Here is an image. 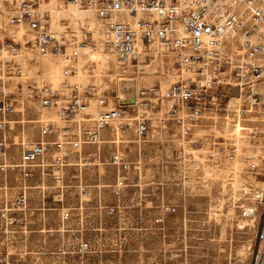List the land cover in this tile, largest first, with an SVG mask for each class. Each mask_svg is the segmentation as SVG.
I'll return each mask as SVG.
<instances>
[{"label":"built area","instance_id":"obj_1","mask_svg":"<svg viewBox=\"0 0 264 264\" xmlns=\"http://www.w3.org/2000/svg\"><path fill=\"white\" fill-rule=\"evenodd\" d=\"M50 2L0 0V129L37 123L36 136L17 142L15 161H6L10 144L0 143V171H15L18 180L15 200L1 215L19 221L12 214L25 213L36 197L32 211H39L40 225H47L45 211H55L56 235L73 243L77 257L112 235L119 255L138 251L134 264H190L186 229L169 240L165 234L164 214L174 207L163 196L152 204L151 178L167 166L147 148L162 140L158 131L170 130L178 134L183 185L215 178L229 184L228 210L256 223L254 260L264 254V0H55L89 13L74 23L62 18L58 28ZM97 52L113 56L111 79L69 80L95 68L86 62ZM48 58L60 63L58 83L18 80L31 61ZM141 63L160 70L138 86ZM127 77L137 86L132 95ZM162 77L173 79L162 87ZM31 106L38 115L28 120ZM131 126L135 160L119 148ZM150 163L161 166L154 171ZM103 166L110 169L107 197L92 205V172L100 176ZM129 187L136 197L125 201ZM68 197L74 203L65 205ZM49 198L57 206H43ZM130 208L155 209L153 225H103ZM151 237L158 243L147 245L140 260V238ZM178 240L180 248L170 243Z\"/></svg>","mask_w":264,"mask_h":264},{"label":"rangeland","instance_id":"obj_2","mask_svg":"<svg viewBox=\"0 0 264 264\" xmlns=\"http://www.w3.org/2000/svg\"><path fill=\"white\" fill-rule=\"evenodd\" d=\"M50 6L48 4L47 7L50 9ZM2 7L3 5L0 3V8ZM67 15L61 17V19L68 18L72 14ZM42 60L45 59L31 61L23 77L18 80H26L29 83L36 81L38 84L40 81L44 83H53L55 81L58 83L63 78L58 60L51 58L54 66H59L58 69L56 68L58 70H56L58 73L57 76L55 75L58 78L56 80L46 77V74L44 76L40 66ZM91 63L92 59L86 62L87 65L94 66ZM145 64L141 63L142 66ZM96 65L95 68L86 71L85 69H80L79 72L84 71L85 75H81L87 81L94 82L95 79L100 77L103 81L107 82L111 79V75H114H109L110 71H112L110 66L101 67V64ZM141 65L140 73L135 75L138 86L144 85L156 78V74H152L150 68L155 67L158 71L160 70L157 63L149 64V68L142 67ZM49 79L52 81H49ZM75 79L77 77H69V80ZM128 79L130 80H127L125 84L128 83L130 85L127 84V87L133 86L132 89L130 88L131 91H128V94L132 95L133 88L137 86L135 83L132 84L134 78L128 77ZM168 80L170 81L171 79L162 77L161 86L165 87L169 82ZM96 85L99 84L96 83ZM110 86L116 87L114 84H110ZM37 115L36 108L31 106L27 115L28 120L37 118ZM17 118L19 117L16 116L15 119ZM22 126H24V133H21ZM158 132H160L158 133V138L162 140L155 148L147 149L151 156L157 153L161 157L159 163L167 166L166 168H159L150 181L151 188L155 194L152 204H158L161 196H163L164 202L174 207L172 212L164 214L163 225H165L166 230L169 229L165 233L169 235L167 240L172 239V235L176 233L181 235L184 229H186V232L190 236L187 244L191 246L190 250L193 254L188 258L190 264H264V254L254 260V253L257 248L255 239L257 231L256 223L252 225L245 221H240L236 218V212L231 213L228 210L230 185H226V183L215 178L209 183L192 182L191 187L184 186L181 180L184 170L175 163L178 161L177 157L182 155V152L179 154V151L175 149L178 134L170 130ZM23 134L25 138L36 136L37 123L29 121L21 124L18 122L10 126L7 125L5 130L0 129V143L5 142L10 144L9 148L5 151L7 162H13L18 158L20 147L17 142L20 141ZM122 135L128 142L119 144V148H126L129 151L130 157L135 160L137 156V142L135 141L133 127L131 126L126 129L122 132ZM138 143L140 144V142ZM108 148L114 149V144H111ZM156 159L158 157L154 161ZM2 160L3 155L0 153V163H2ZM160 166V164H149V167L154 169V171ZM102 169L104 173L101 172ZM102 169H99L100 176H98L96 169L92 172L95 175L91 177V183L94 185L90 191L92 205H98V199H102L103 196L104 198L107 197L108 188L106 184L111 182L107 171L110 169L104 166ZM16 177L15 171H7L6 173L0 171V264H134L138 251H127L119 255L120 241L112 235H104L100 241H93L91 243L93 252L89 256L80 258L74 255L72 252L73 243L66 240L62 241L56 235L58 226L55 225V211H45L44 217L47 225H40L41 216L39 211L34 209L32 211V207L34 208V205L40 200L36 197L30 199L31 203L29 207H26L25 213L12 214V217L20 218L19 221L9 223V219H5L1 215V210L6 204L10 206L15 200V190L18 183ZM96 185L101 187L99 188L100 193H98ZM134 191L135 189L131 187L127 189L125 201L136 197ZM44 202L45 205L43 206L47 207L57 204L52 202L50 198L45 199ZM65 202H67L65 205L74 203L72 197L65 199ZM139 210L140 208L124 209V213L121 215L104 218L103 225H153L152 218L157 213L156 210L153 208H149L143 212ZM154 238L151 237L150 240L146 241H142V238H140V260L143 250L147 245H157L158 241ZM170 243H173L176 248L181 247L179 240Z\"/></svg>","mask_w":264,"mask_h":264},{"label":"bare ground","instance_id":"obj_3","mask_svg":"<svg viewBox=\"0 0 264 264\" xmlns=\"http://www.w3.org/2000/svg\"><path fill=\"white\" fill-rule=\"evenodd\" d=\"M49 5H51L50 7V9H49V11H50V13H51V16H52V19H53V25L56 27V28H58L59 26H60V22H59V20L61 19V17H63V16H68L67 14H72V15H70L68 18H69V20L71 21V22H75V21H82V18L84 17V16H86L87 14H89L88 12H85V11H83V10H80V9H77V8H75V7H73V6H68V7H64L62 4H59V3H56L55 1H53V0H51V2L49 3ZM83 16V17H82ZM92 59V62L93 63H96V64H101L100 66L102 67V66H106V67H108V66H110L111 68H112V70H114V66H113V61H114V59H113V56H110V55H107V54H104V53H101V52H97V53H94V54H91V56H90V60ZM41 61V60H40ZM91 62V61H90ZM110 63H111V65H110ZM56 65H58V64H56ZM152 65H154V64H152ZM40 66H41V69L43 70V73H44V76H45V74H46V77H50V79H53V80H56V79H58V78H56L55 77V75L57 76V69H58V67H55L54 66V63H53V61L51 60V58H48V59H45V60H42V62H41V64H40ZM97 66V65H96ZM142 66V65H141ZM143 66H145V67H147V68H149V64H147V65H143ZM142 66V67H143ZM37 67V66H36ZM99 67V66H98ZM109 67V68H110ZM154 67V66H153ZM57 68V69H56ZM129 68H130V66H129ZM146 69V68H145ZM151 70H152V73H155V72H157V68H150ZM57 70V71H56ZM34 71H35V68H34ZM86 71V70H85ZM41 72V71H40ZM59 72H60V70H59ZM82 72V73H81ZM81 72H79L78 73V76H77V80H79V81H81V82H84V81H87V79L84 77V76H82V75H85L84 73V71H81ZM29 74H31L30 72H29ZM82 74V75H81ZM144 74V73H143ZM97 75V74H96ZM31 76V75H30ZM23 77V76H22ZM98 77H99V75H98ZM97 78V77H96ZM47 79V78H46ZM45 79V80H46ZM49 79V81H52V80H50ZM169 79H173L172 77H169ZM126 80H130V79H128V77H127V79ZM167 80V79H166ZM58 81V80H57ZM169 81V80H168ZM46 82H47V80H46ZM101 82H103V80H102V78L100 77V78H97V79H95V83H97V84H100ZM53 83L54 84H56V82L55 81H53ZM128 84V83H127ZM131 84V83H130ZM129 85V84H128ZM130 86V85H129ZM132 87L133 86H131V87H127L128 88V90H126V92L128 93V91L130 92L131 90H130V88L132 89ZM133 91H134V88H133ZM129 95V94H128ZM5 189V188H4Z\"/></svg>","mask_w":264,"mask_h":264}]
</instances>
